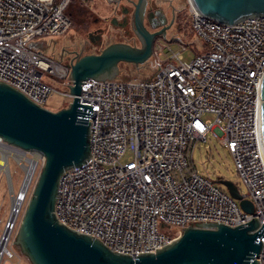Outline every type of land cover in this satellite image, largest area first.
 <instances>
[{
	"label": "built area",
	"instance_id": "obj_1",
	"mask_svg": "<svg viewBox=\"0 0 264 264\" xmlns=\"http://www.w3.org/2000/svg\"><path fill=\"white\" fill-rule=\"evenodd\" d=\"M70 1L0 0V82L44 108L54 93L73 100L69 67L45 57L36 42L68 33ZM187 1L199 42L190 61L184 58L190 44L180 40V50L174 51L172 43L158 40L153 78L84 82L80 103L93 107L91 159L66 170L59 184V221L132 257L172 243L182 232L170 229L188 228L189 222L236 227L258 217L264 223V145L258 120L264 17L221 24ZM51 65L62 69L57 74L64 80L63 91L43 80L44 73L55 74ZM210 137L232 156L253 214L192 165L196 144ZM12 148L24 154L23 167L35 162L31 183L23 191V182L17 194L19 215L44 158ZM16 221L7 225V243ZM258 241L264 245V237ZM259 264H264V246Z\"/></svg>",
	"mask_w": 264,
	"mask_h": 264
},
{
	"label": "water",
	"instance_id": "obj_2",
	"mask_svg": "<svg viewBox=\"0 0 264 264\" xmlns=\"http://www.w3.org/2000/svg\"><path fill=\"white\" fill-rule=\"evenodd\" d=\"M190 1L200 15L221 24L235 25L264 17V0ZM147 6L148 0H137L135 4L133 29L140 47L114 43L99 54L75 56L69 66L73 100L67 107L53 112L0 82L1 141L44 158L14 241L15 249L30 264H259L264 245L258 239L264 237V223L261 225L258 217L236 227L210 221L189 222L188 228L172 227L173 234L182 232L179 238L136 257L113 252L95 237L78 233L57 218L61 177L66 170L80 168L91 159L88 120L93 116V107L80 103L82 85L88 80L118 79L122 63L146 64L153 56L157 38H165L171 25L149 31L144 24ZM90 40L97 43L100 36L94 38L91 34ZM258 91V120L264 145V75ZM216 183L239 201L243 211L254 213V205L244 199L234 183L221 179Z\"/></svg>",
	"mask_w": 264,
	"mask_h": 264
},
{
	"label": "rangeland",
	"instance_id": "obj_3",
	"mask_svg": "<svg viewBox=\"0 0 264 264\" xmlns=\"http://www.w3.org/2000/svg\"><path fill=\"white\" fill-rule=\"evenodd\" d=\"M122 5L127 6V3L124 2ZM122 5L120 6L121 8ZM120 7L116 10L114 2H109V0H71L67 10L72 18L71 29L62 37L37 40L36 42L40 44L37 49H40L45 57L52 59L56 64L62 67H69L76 55L99 54L105 47L114 43H126L131 46L140 47V41L131 23L124 29L111 24L110 20L114 17L121 21ZM156 9L161 10L165 14L166 22L156 28H152L146 20L145 26L149 31L154 32L171 24L166 31L165 38L160 37L156 41L162 40L164 43H172L171 47L174 51L180 50V40L190 44L193 48L189 45L187 51L184 52L185 60L190 61L196 54L194 49L197 48L199 42L192 30L188 1L158 0L148 2V10ZM116 11L118 13L114 14ZM95 19H98L100 22L95 24ZM99 27L103 28L104 35L99 43L93 44L90 40V34L94 33ZM175 38L178 39L175 40ZM155 64V57H151L146 64L141 66L122 63L119 65L118 79L153 78L157 71ZM50 75L44 73L43 80L55 89L63 91L64 80L57 73H50ZM69 103L70 100L68 98L63 97L60 93H54L45 107L53 112H57L67 107ZM3 144L7 145L4 142ZM2 157L3 154L0 151V161ZM28 157L30 156L28 155ZM192 165L200 175L210 179L219 189L227 191L224 186L216 183L220 179L227 180L234 183L242 195L246 194V186L236 171L232 156L217 140L210 137L206 144L197 143L194 149ZM7 166V171L0 170V240L6 236L5 233L7 234V225L12 223L13 200L21 190L25 178V171L15 155H8ZM39 171L40 168L37 170L36 176L32 181L29 195L23 203L21 212L17 216L15 229L7 243L8 253L4 254L0 264H30L15 249L14 241ZM11 255H13V258H11Z\"/></svg>",
	"mask_w": 264,
	"mask_h": 264
},
{
	"label": "flooded vegetation",
	"instance_id": "obj_4",
	"mask_svg": "<svg viewBox=\"0 0 264 264\" xmlns=\"http://www.w3.org/2000/svg\"><path fill=\"white\" fill-rule=\"evenodd\" d=\"M115 4V9L118 10L119 7L122 5V3H127V6H123L121 8V16L122 19L121 21H119L117 18H112L110 20L111 24L114 26H117L119 28H126L127 25L129 23L134 24V12H135V4L137 3V0H112ZM118 13V11H116L114 14ZM147 20V22L150 24V26L152 28H156L159 25H163L166 22V16L165 14L159 10H148V6H147V10L145 13V18H144V24L145 21ZM100 21L98 19L94 20L95 24H98ZM147 28V27H146ZM148 29V28H147ZM149 30V29H148ZM91 35V34H90ZM104 35L103 32V28L99 27L97 28L94 33H92V37L96 38L97 36H100V40L102 38V36ZM100 41H98L97 43H99ZM97 43H93V44H97ZM74 53V52H73Z\"/></svg>",
	"mask_w": 264,
	"mask_h": 264
},
{
	"label": "bare ground",
	"instance_id": "obj_5",
	"mask_svg": "<svg viewBox=\"0 0 264 264\" xmlns=\"http://www.w3.org/2000/svg\"><path fill=\"white\" fill-rule=\"evenodd\" d=\"M53 66L54 68H49L50 70L54 71V73H59L62 71L61 67L58 66V65H51ZM0 151L2 152L3 154V157L0 161V170H8V166H7V159H8V155L9 154H13L15 155L21 166L23 167L22 165V162L24 161V154H21V153H18L19 151H17L16 149H13L12 147L8 146V145H5L3 144V142L0 140ZM34 164L35 162H32L30 167H23L24 170L26 171L27 173V176L25 178V181H24V187H23V191L29 186V184L31 183V176H32V171H33V168H34ZM18 195H16L14 197V207H13V215H12V220L11 222H14L17 215H18V210L21 206V201L20 199H18L17 197ZM7 234L5 233V237L3 239L0 240V263L2 261V258L5 254V252L8 250L7 249V238H8V235L10 233V230L7 229L6 230ZM6 245V246H5Z\"/></svg>",
	"mask_w": 264,
	"mask_h": 264
}]
</instances>
